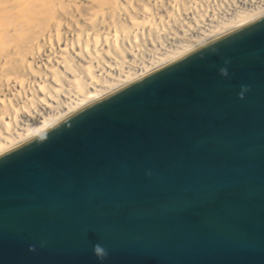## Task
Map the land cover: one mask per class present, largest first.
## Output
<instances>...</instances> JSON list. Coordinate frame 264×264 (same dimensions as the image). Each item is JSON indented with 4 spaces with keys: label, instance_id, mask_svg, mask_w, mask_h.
<instances>
[{
    "label": "water",
    "instance_id": "95a60500",
    "mask_svg": "<svg viewBox=\"0 0 264 264\" xmlns=\"http://www.w3.org/2000/svg\"><path fill=\"white\" fill-rule=\"evenodd\" d=\"M0 264H264V14L1 152Z\"/></svg>",
    "mask_w": 264,
    "mask_h": 264
},
{
    "label": "bare ground",
    "instance_id": "6f19581e",
    "mask_svg": "<svg viewBox=\"0 0 264 264\" xmlns=\"http://www.w3.org/2000/svg\"><path fill=\"white\" fill-rule=\"evenodd\" d=\"M264 14V0H0V153Z\"/></svg>",
    "mask_w": 264,
    "mask_h": 264
},
{
    "label": "rangeland",
    "instance_id": "374dc122",
    "mask_svg": "<svg viewBox=\"0 0 264 264\" xmlns=\"http://www.w3.org/2000/svg\"><path fill=\"white\" fill-rule=\"evenodd\" d=\"M238 28V27H237Z\"/></svg>",
    "mask_w": 264,
    "mask_h": 264
}]
</instances>
